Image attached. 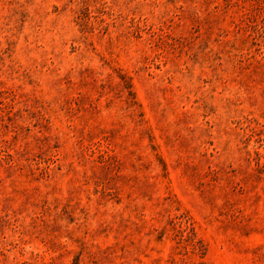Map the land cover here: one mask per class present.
Segmentation results:
<instances>
[{"label": "rangeland", "instance_id": "1", "mask_svg": "<svg viewBox=\"0 0 264 264\" xmlns=\"http://www.w3.org/2000/svg\"><path fill=\"white\" fill-rule=\"evenodd\" d=\"M0 264H264V0H0Z\"/></svg>", "mask_w": 264, "mask_h": 264}]
</instances>
